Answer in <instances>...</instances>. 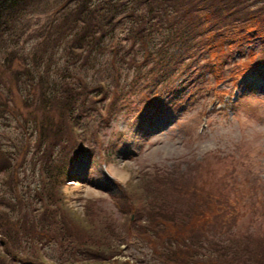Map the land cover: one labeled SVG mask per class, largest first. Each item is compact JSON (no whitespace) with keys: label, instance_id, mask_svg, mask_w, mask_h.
I'll list each match as a JSON object with an SVG mask.
<instances>
[{"label":"trees","instance_id":"16d2710c","mask_svg":"<svg viewBox=\"0 0 264 264\" xmlns=\"http://www.w3.org/2000/svg\"><path fill=\"white\" fill-rule=\"evenodd\" d=\"M53 6L55 16L42 28L31 55L35 65L29 66L28 58L13 50L4 57L6 70L18 58L16 70L10 71L18 87L22 82L39 90L34 95L29 89L25 101L35 96L29 115L40 180L26 200L16 184L19 162L0 144V264H56L38 251V245L47 242L62 249L61 264H82L85 259L96 264H136L113 257L128 240L121 237L129 233L166 264H264V237L250 235L247 240L249 235L232 230L239 215L246 213L238 209L240 200L235 202L222 185H200L190 172H150L131 182L133 189L129 186L114 195L119 209L129 213L127 222L97 213L91 202L85 203L86 215L80 216L67 207L61 190L73 177L80 153L92 155L96 149L104 155L94 127L95 144H88L86 133L80 132L90 108L101 112L105 121L119 111L131 120L142 119L146 112L162 114L178 103L181 94L176 90L194 84L188 66L196 68L207 54L237 41L252 40L257 53L249 54L242 71L263 69L264 0H0V44L22 33L27 14ZM61 44L67 61H78L79 69L58 85L46 80L50 85L46 86L48 72L41 63L49 62ZM107 50L105 79L92 78L91 57L98 59ZM184 59L189 61L185 64ZM2 94L0 113L18 119L14 98ZM250 195L261 198L257 188ZM250 206L255 212V202ZM90 209L92 216L87 215ZM214 233L222 241L207 242L216 253H206L203 238L210 240ZM227 233L232 236L225 243Z\"/></svg>","mask_w":264,"mask_h":264},{"label":"rangeland","instance_id":"374dc122","mask_svg":"<svg viewBox=\"0 0 264 264\" xmlns=\"http://www.w3.org/2000/svg\"><path fill=\"white\" fill-rule=\"evenodd\" d=\"M54 9L55 6L46 11H36L29 17L27 14L26 18L29 19L22 33L16 37L8 36L6 43L0 44V95L4 91L8 97L14 98L13 104L17 107H11H16L18 116V119H13L8 112L0 113V144L10 150L19 162L16 184L26 200L33 195L40 180L39 164L32 144L33 120L29 115L32 101H35L34 95L39 90L37 87L30 89L22 82L18 87L10 77L11 69L16 70L18 58H14L12 68L6 70L4 57L7 51L13 50L27 57L29 66L33 67L35 61L31 55L38 48L35 46L38 44L37 38L48 20L55 16ZM63 46L61 44L55 49L49 62L48 59L42 63L40 61L42 69L46 67L48 72V79L43 80L46 86H50L46 80L49 84L58 85L63 78L79 69L78 61H67ZM252 52L257 54L253 50L252 40H246L245 44L237 41L207 54L196 68L188 66L187 70L193 76L190 80L194 84L188 90H176L181 94L178 103L162 114L149 115L146 112L142 119L131 120L123 111H119L112 119L105 121L101 119V112L90 108L80 132L82 136L86 133L88 144H95L99 138L104 155L97 154L95 149L92 155L80 153L77 156L73 177H69L61 186L70 211L80 216L86 215L85 203L91 202L97 213L102 211L112 214L118 222H127L129 213L119 209V202L114 195L131 186V182L144 179V175L150 172L157 175L166 171L190 172L189 177L197 178L200 185L211 188L222 185L228 188L227 195L235 197V202L240 200L242 206L238 209L246 213L239 215L237 224L232 227L233 231L249 235L247 240L251 238L250 235L264 237V226L259 227L260 221L264 224V68L258 74L254 70L242 71ZM108 56L110 52L107 50L106 53L100 52L98 59L91 57L94 62L89 70L92 78L103 75L102 79H105L107 65L104 61ZM183 61L186 64L189 60ZM247 72L249 74L245 75ZM250 75L256 76L255 83L251 85L248 82ZM29 89L34 91V95L29 96L26 102L25 96ZM5 94L1 97L5 98ZM93 127L98 138L91 136ZM120 132L124 133L121 137L118 135ZM112 142H117L114 148L110 146ZM188 166L197 168L190 169ZM257 177L259 181L255 182ZM254 188H257L261 198H251ZM254 202L257 208L252 213L253 207L250 205ZM92 213L90 209L87 215L92 216ZM209 235L210 240L203 238V250L215 254L214 247L209 245L222 240L217 238L216 233ZM230 235H223L224 242ZM121 238L128 240L119 245L113 257L121 260L129 258L136 264H166L156 259L151 248L130 233ZM207 242L209 245H206ZM56 246L53 242L42 243L38 245V251L46 260L61 264L62 249ZM80 262L96 264L91 259Z\"/></svg>","mask_w":264,"mask_h":264}]
</instances>
